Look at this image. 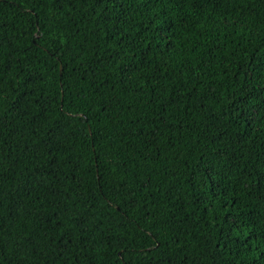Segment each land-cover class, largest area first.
Listing matches in <instances>:
<instances>
[{
    "label": "trees",
    "instance_id": "16d2710c",
    "mask_svg": "<svg viewBox=\"0 0 264 264\" xmlns=\"http://www.w3.org/2000/svg\"><path fill=\"white\" fill-rule=\"evenodd\" d=\"M0 264H264V0H0Z\"/></svg>",
    "mask_w": 264,
    "mask_h": 264
},
{
    "label": "snow or ice",
    "instance_id": "6c2138e0",
    "mask_svg": "<svg viewBox=\"0 0 264 264\" xmlns=\"http://www.w3.org/2000/svg\"><path fill=\"white\" fill-rule=\"evenodd\" d=\"M121 259H123V257H121Z\"/></svg>",
    "mask_w": 264,
    "mask_h": 264
}]
</instances>
